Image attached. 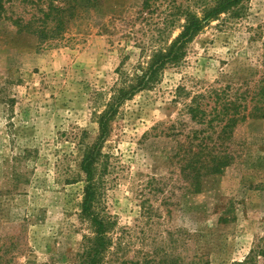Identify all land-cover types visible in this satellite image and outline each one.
<instances>
[{
    "label": "rangeland",
    "instance_id": "rangeland-1",
    "mask_svg": "<svg viewBox=\"0 0 264 264\" xmlns=\"http://www.w3.org/2000/svg\"><path fill=\"white\" fill-rule=\"evenodd\" d=\"M144 1L80 8L77 1L5 0L0 264H83L95 229L82 216L81 162L84 146L98 139L97 114L117 69L132 72L166 16H175L174 38L185 23L181 12H200L208 0H151L141 15ZM53 5L69 9L63 27ZM263 82L264 0H248L207 25L156 87L121 106L96 172L95 211L111 241L102 264H236L264 243V119L242 123L237 111L243 94ZM194 100L208 119L235 103L229 137L220 134L226 121L211 128L193 120L187 107ZM202 142L228 147L234 159L196 181L185 168L190 146Z\"/></svg>",
    "mask_w": 264,
    "mask_h": 264
},
{
    "label": "trees",
    "instance_id": "trees-1",
    "mask_svg": "<svg viewBox=\"0 0 264 264\" xmlns=\"http://www.w3.org/2000/svg\"><path fill=\"white\" fill-rule=\"evenodd\" d=\"M65 1L67 4L77 1L80 8L95 7L100 2V0ZM246 1L248 0H208L200 12L189 10L181 12L180 16L184 18L185 23L180 33L174 38L169 37L171 33L168 30L171 24H176L175 16L174 20L171 15L166 16L151 31L150 43L142 46L141 60L133 67L132 72L124 70L123 67L117 69L119 78L112 88L104 110L97 114L98 139L95 143L84 146V156L81 162V170L85 175L86 182L82 216L90 221L95 229V237L84 246L85 258L83 264H102L111 243L107 238L105 222L95 211L98 190L96 172L101 157L102 145L111 135L114 119L121 106L139 93L156 87L168 68L178 67L186 59L190 43L207 25L236 7L242 8ZM4 2L5 0H0V17L5 12ZM150 4L151 0L144 1L141 15L144 14V10L150 9ZM51 8L58 25L63 27L66 20L64 13H67L69 9L66 6L54 5ZM46 16L49 17L48 14ZM178 18L180 19V17ZM249 98L250 101H248ZM240 99L241 103L237 111L240 114L242 123L246 122L248 118L264 119V82L260 84L254 95L244 93ZM234 105L235 103H226L221 109H215L212 113L213 117L210 119L202 109L203 107L198 103L196 104L195 100L188 105L187 110L189 114H192L193 120L211 128L214 127L216 120L226 121L220 134L223 137H229L233 131L232 126L238 119H235L232 114V106ZM219 148L223 149L222 146L210 145L204 142L191 145L189 154L192 160L187 163L185 171H188L189 175H194L196 181L225 171L233 162L234 157L228 147H224L225 149L222 151H218ZM196 184H199V182ZM260 258H264V243L252 249L244 261L236 264H258ZM146 264L162 263L149 261Z\"/></svg>",
    "mask_w": 264,
    "mask_h": 264
}]
</instances>
